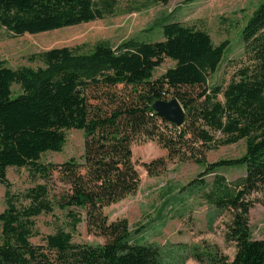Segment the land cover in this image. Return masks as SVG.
I'll return each instance as SVG.
<instances>
[{"label":"trees","instance_id":"1","mask_svg":"<svg viewBox=\"0 0 264 264\" xmlns=\"http://www.w3.org/2000/svg\"><path fill=\"white\" fill-rule=\"evenodd\" d=\"M148 5L121 10L119 0H0V28L36 34ZM156 28L163 39L102 41L88 52L54 47L31 57L37 66L14 68L0 60V182L7 186L0 264H164L161 245L135 241L140 229L132 230L127 218L110 221L106 213L139 190L133 146L151 140L167 155L144 164L150 176L164 173L172 160L194 161L203 170L186 189L198 188L206 204L232 213L226 239L235 242L236 253L219 263L264 264V238L253 237L249 222L255 203L264 205V1L242 31L248 63L229 82L210 84L229 40L215 44L207 30L177 20L144 30ZM165 59L175 64L156 77ZM173 97L185 110L182 126L153 108L156 100ZM71 129L83 131V153L43 160L47 152L63 151ZM241 140L246 149L240 157L206 159L208 151ZM242 166L245 174L234 180L221 172ZM9 167L27 169L35 184L13 193ZM259 193L262 198L255 197ZM56 210L65 213V225L43 244L32 243L39 233L35 217ZM82 222L106 241L74 242Z\"/></svg>","mask_w":264,"mask_h":264},{"label":"rangeland","instance_id":"2","mask_svg":"<svg viewBox=\"0 0 264 264\" xmlns=\"http://www.w3.org/2000/svg\"><path fill=\"white\" fill-rule=\"evenodd\" d=\"M264 0H170L168 4L154 3L153 0H119L121 10L131 5L148 2L149 5L135 12H127L79 25L64 27L36 34H13L0 28V60L17 68L37 66L31 57L39 52L60 46L79 48L88 52L98 42L117 45L121 41L140 37L148 40L163 39L161 28L153 31L144 29L159 26L164 20H177L189 26L207 30L214 43L229 40V47L219 70L210 77V84L229 82L235 72L248 63L242 31L249 17ZM175 62L165 59L156 69L155 76L162 75ZM18 89V86H14ZM171 99V98H169ZM84 133L81 130L67 131V141L61 152H47L43 160L60 162L83 153ZM246 143L221 146L206 153L208 162L221 158L240 157ZM134 160L141 176L139 190L124 200L106 208L110 221L127 218L137 242L148 241L161 245L164 264H221L220 258L232 261L236 253L235 242L226 239L227 224L231 221L229 210H218L203 200L202 193L187 188V184L203 170L194 161L168 163L167 170L150 176L145 163L166 157L167 150L157 141H146L133 146ZM229 180L245 174V167L223 168ZM10 189L13 193L25 192L35 184L25 168L9 167L7 171ZM213 174L204 177L211 182ZM7 186L0 182V213L6 208ZM199 193V194H198ZM256 194V198H262ZM65 213L56 210L54 214L35 217L39 233L31 238L34 244H43L45 237L58 226L65 225ZM249 222L254 238H264V205L256 202L250 211ZM73 241L80 243H103L106 239L88 231L86 222L78 225ZM2 223L0 222V243ZM213 258V259H212Z\"/></svg>","mask_w":264,"mask_h":264},{"label":"water","instance_id":"3","mask_svg":"<svg viewBox=\"0 0 264 264\" xmlns=\"http://www.w3.org/2000/svg\"><path fill=\"white\" fill-rule=\"evenodd\" d=\"M154 110L162 117L182 126L185 118V110L178 98L158 99L153 103Z\"/></svg>","mask_w":264,"mask_h":264}]
</instances>
